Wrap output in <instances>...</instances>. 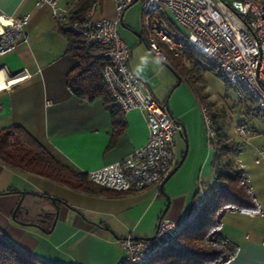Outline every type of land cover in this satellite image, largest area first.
Here are the masks:
<instances>
[{
  "label": "crops",
  "instance_id": "obj_1",
  "mask_svg": "<svg viewBox=\"0 0 264 264\" xmlns=\"http://www.w3.org/2000/svg\"><path fill=\"white\" fill-rule=\"evenodd\" d=\"M0 15L20 18L25 33L13 46L0 47V70L6 80L28 73L0 90V129L23 127L56 160L77 173L122 159L146 141L148 128L141 109L122 110L117 115L120 129L101 98H80L70 88L67 75L79 61L66 54V37L49 4L0 0ZM116 16L114 0H99L92 14L93 19ZM125 21L131 28L119 33L130 47L128 64L154 98L167 103L169 113L182 124L184 131L175 136V165L184 157L162 187L110 195L75 189L0 161V231L7 234L13 226L21 228L29 235L27 242L20 241L22 245L3 236L54 264H116L125 255L120 239L151 237L161 216L182 221L193 203L199 179L209 190L214 175L215 147L206 133L202 103L187 85L167 96L175 79H170L164 64L149 63L143 73L135 72L142 55L157 54L147 49L145 32H138V26L131 23L127 8L119 25ZM13 176L20 177V182L12 183ZM166 195L170 203L164 211ZM19 196L26 224H15L9 217ZM233 232H222L239 243L238 254L227 264H264V245L248 238L236 240Z\"/></svg>",
  "mask_w": 264,
  "mask_h": 264
},
{
  "label": "built area",
  "instance_id": "obj_2",
  "mask_svg": "<svg viewBox=\"0 0 264 264\" xmlns=\"http://www.w3.org/2000/svg\"><path fill=\"white\" fill-rule=\"evenodd\" d=\"M39 1L49 4L58 26L77 32L86 48L104 49L101 77L106 88L123 111L141 109L148 128L147 139L142 145L122 159L89 171V180L119 193L140 191L153 185L159 188L175 165V136L184 128L154 98L146 82L128 64L130 47L121 38L117 27L123 11L135 0H114L117 11L114 19H93L96 3H92L82 21L69 18L70 3L61 6L59 0ZM141 1L150 50L163 57V61L166 60V53L158 45V40L176 54L184 48L198 52L218 68L241 98L247 93L264 114V4L261 0ZM162 11L169 15L177 31L170 30L161 22ZM24 37L20 18L0 15L1 48H9ZM26 75L27 72L5 79L0 90ZM201 114L208 139L216 141L211 116L204 106L201 107ZM208 191V185L199 179L193 203L182 221L161 216L151 238L128 236L120 239L125 255L116 264H147L173 246L180 231L196 219L208 198ZM239 211L251 215L247 209Z\"/></svg>",
  "mask_w": 264,
  "mask_h": 264
},
{
  "label": "trees",
  "instance_id": "obj_3",
  "mask_svg": "<svg viewBox=\"0 0 264 264\" xmlns=\"http://www.w3.org/2000/svg\"><path fill=\"white\" fill-rule=\"evenodd\" d=\"M98 1L74 0L69 10V18L82 21L90 5ZM261 1L264 4V0ZM165 14V11L160 13V16L165 18V25L170 30L177 31ZM60 32L67 40L66 54L76 57L79 61L78 65L67 75L68 85L80 98L89 100L101 98L105 107L110 111L114 125H119L121 129V121L117 119V115L122 112V109L106 88L101 77V69L105 62L104 49L102 47L86 48L82 37L69 28H60ZM191 51L199 54L190 48L182 50L192 57L194 55ZM165 61L169 62L167 55ZM168 66L176 71L171 62ZM219 74L222 76L220 71ZM245 95L246 99L253 102L258 109L256 102L246 93L244 97ZM253 110L255 111L252 113L257 114V110L255 108ZM212 120L214 121L213 116H211V122ZM214 131L216 141H211L215 147L214 175L209 185L210 193L207 200L196 219L180 231L173 246L149 260L147 264H227L238 254L239 245L220 231L224 215L228 211L241 209H247L252 214L262 211L252 189L246 184L247 177L243 169L237 166L233 159H230L231 143H226L225 135L224 139L222 138L223 131L219 127ZM0 161L6 166L18 168L89 193L108 195L119 193L92 183L87 173H77L61 164L19 125H10L0 129ZM42 196L47 197L44 194ZM0 264L54 263L37 258L7 240L0 231Z\"/></svg>",
  "mask_w": 264,
  "mask_h": 264
},
{
  "label": "rangeland",
  "instance_id": "obj_4",
  "mask_svg": "<svg viewBox=\"0 0 264 264\" xmlns=\"http://www.w3.org/2000/svg\"><path fill=\"white\" fill-rule=\"evenodd\" d=\"M73 2L74 0H59L61 6H65L68 3L72 4ZM127 10L131 23L138 26V32L142 30L146 35L142 20V1L136 0L132 2L127 7ZM165 15L169 18L168 14ZM159 19L162 23H165V18L160 16ZM152 22L153 24L155 23L154 17H152ZM130 28L129 23L125 21L124 25H119L118 32L122 29L129 30ZM120 36L123 39V36ZM158 45L164 50L169 62L173 64L176 70L174 71L168 66L169 62H162L170 79H175L172 87L167 92V96H171L173 92L178 93L181 91L182 86H188L187 89L191 94L196 99H199L202 103L201 106H204L210 116H213V129L215 130L219 127L223 131L222 138L225 135L227 137L225 139L226 143H231L230 159H233L235 164L243 169L247 177L246 184L252 189L262 208L260 213L254 214L252 217L241 214L239 210L228 211L223 217L224 224L221 231L232 232V234L235 231L236 240L241 241L244 238H248L257 242V244L264 245V114L255 107L253 102L246 99V95L241 98L237 91L219 74L218 68L204 57L192 51L194 55L192 57L182 51L175 54V56L159 40ZM147 49L151 51L148 45ZM178 78L181 83L177 84ZM253 108L257 110V114L252 113L255 111ZM7 171H10V169ZM20 180L21 178L18 176L11 177L12 183L17 184ZM212 180L213 177L209 182L211 183ZM19 199L20 196L9 216L15 224H17L16 220L23 221L20 211L22 205L20 204L17 212L15 210ZM13 212L15 219H12ZM3 235L19 243V245L21 244L20 241L27 242V238H29V235L22 231L21 228H16L15 226L9 229L7 234L3 233ZM237 244L239 245L238 242Z\"/></svg>",
  "mask_w": 264,
  "mask_h": 264
},
{
  "label": "clouds",
  "instance_id": "obj_5",
  "mask_svg": "<svg viewBox=\"0 0 264 264\" xmlns=\"http://www.w3.org/2000/svg\"><path fill=\"white\" fill-rule=\"evenodd\" d=\"M163 57L161 56H152L151 52L146 53L145 55H142L139 58V63L135 68V72L137 74H141L144 72V70L148 67L149 63H154L156 65H161L163 62Z\"/></svg>",
  "mask_w": 264,
  "mask_h": 264
},
{
  "label": "water",
  "instance_id": "obj_6",
  "mask_svg": "<svg viewBox=\"0 0 264 264\" xmlns=\"http://www.w3.org/2000/svg\"><path fill=\"white\" fill-rule=\"evenodd\" d=\"M136 1V0H135ZM180 82V79L178 78V82H177V84ZM164 106H165V108L167 109V111L169 112V109H168V105H167V103H164ZM171 114V113H170ZM183 157H184V155L181 157V159L178 161V163L176 164V165H174V167L172 168V170L170 171V173L163 179V181L161 182V184H160V187H162L163 186V184L168 180V178L174 173V171L178 168V166L181 164V162H182V160H183ZM161 192H163V191H161ZM163 193H165V192H163ZM23 194H24V192H22L21 191V195L23 196ZM166 197H167V203H166V207H165V209H164V211L168 208V206H169V203H170V199H169V197H168V195H166ZM52 201H53V199H52ZM20 203H21V199H19V201H18V203H17V205H16V209L20 206ZM15 209V210H16ZM15 212V211H14ZM14 212H13V214H12V218L13 219H15V217H14ZM55 218H56V213H55ZM16 221H18L19 223H21V224H26V223H24L23 221H19V220H16ZM54 222H55V219L53 220V224H54ZM153 236V235H152ZM151 236V237H152ZM151 237H143L144 239H147V238H151ZM136 239H138L139 237H135Z\"/></svg>",
  "mask_w": 264,
  "mask_h": 264
},
{
  "label": "bare ground",
  "instance_id": "obj_7",
  "mask_svg": "<svg viewBox=\"0 0 264 264\" xmlns=\"http://www.w3.org/2000/svg\"><path fill=\"white\" fill-rule=\"evenodd\" d=\"M5 73H3L2 70H0V89L2 87H4V83H5V76H4Z\"/></svg>",
  "mask_w": 264,
  "mask_h": 264
}]
</instances>
